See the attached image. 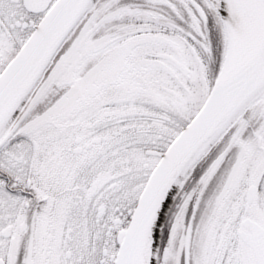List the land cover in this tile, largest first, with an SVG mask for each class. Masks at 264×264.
<instances>
[{"label":"snow or ice","instance_id":"1","mask_svg":"<svg viewBox=\"0 0 264 264\" xmlns=\"http://www.w3.org/2000/svg\"><path fill=\"white\" fill-rule=\"evenodd\" d=\"M0 264H264V0H0Z\"/></svg>","mask_w":264,"mask_h":264}]
</instances>
